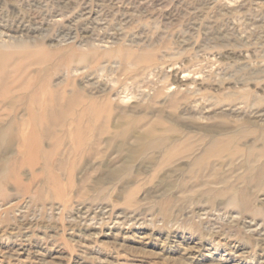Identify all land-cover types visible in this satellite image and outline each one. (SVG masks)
I'll return each mask as SVG.
<instances>
[{
	"label": "rangeland",
	"instance_id": "rangeland-1",
	"mask_svg": "<svg viewBox=\"0 0 264 264\" xmlns=\"http://www.w3.org/2000/svg\"><path fill=\"white\" fill-rule=\"evenodd\" d=\"M28 39L155 49L131 93L113 97L136 115L148 104L167 140L195 150L162 165L156 153H96L76 160L70 189L64 169L53 196L29 169L25 192L0 172V264H264V0H0V47ZM98 67L70 74L108 87L117 58ZM216 139L228 146L204 155Z\"/></svg>",
	"mask_w": 264,
	"mask_h": 264
},
{
	"label": "bare ground",
	"instance_id": "bare-ground-1",
	"mask_svg": "<svg viewBox=\"0 0 264 264\" xmlns=\"http://www.w3.org/2000/svg\"><path fill=\"white\" fill-rule=\"evenodd\" d=\"M45 43L28 39L0 47V151L12 155L1 162L0 172L7 182H13L19 189L21 186L25 192L28 187L21 184L19 169L26 168L31 171V181L42 176L53 196L57 187L63 186L60 181L63 170L68 169L65 181L70 189L76 160L85 161L96 153H102L103 157L125 151L130 159L141 158L142 162H147V155L156 153L163 155L162 165L181 154L180 151L195 150L193 145L183 146L172 137L167 140L160 133L164 120H148L151 111L148 104L138 103L146 109V114L136 115L124 111L119 99L113 97L120 92L131 93L128 91L135 83L133 79L153 63L155 49L140 48L135 52L120 44L108 53L90 45L76 51L74 46ZM112 57L117 58L118 69L110 71L113 77L108 87L80 86L70 74L74 68L82 67L92 74L99 69L102 60ZM61 71L67 73L56 80ZM170 107L172 120H176L175 98L170 101ZM226 143L213 140L204 148V155L220 153L228 146ZM207 156L205 160L204 156L195 159L192 167H204ZM37 166L40 172H35ZM125 167L127 165L122 164L111 173L116 175ZM87 181V178L82 179L83 184ZM246 195L239 193L243 200H248Z\"/></svg>",
	"mask_w": 264,
	"mask_h": 264
}]
</instances>
